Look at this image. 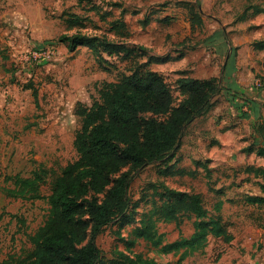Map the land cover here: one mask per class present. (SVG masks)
Returning a JSON list of instances; mask_svg holds the SVG:
<instances>
[{
  "label": "rangeland",
  "instance_id": "obj_1",
  "mask_svg": "<svg viewBox=\"0 0 264 264\" xmlns=\"http://www.w3.org/2000/svg\"><path fill=\"white\" fill-rule=\"evenodd\" d=\"M263 2L4 0L0 12H18L19 24L16 36L15 30L9 28L0 38V264L26 258L34 249L30 237L48 220L47 197L52 184L61 170L77 159L73 142L80 128V119L75 115L78 104L91 105V97L97 96L96 86L116 82L129 74L126 62L114 55L102 53L105 62H101L86 46L69 51L67 43L59 40L62 35H104L115 43L144 47L146 53L140 63L164 78L173 99V113L189 97L177 87L179 77L205 80L219 76L223 61H213L215 48L210 43L203 46V41L213 31L234 23L230 21L241 13L245 17L251 10H258L260 14ZM30 16L36 22H30ZM42 17L49 21L43 36L36 29ZM116 21L124 25L126 36L112 29ZM25 44L28 49L52 47L54 55L30 64L19 63L16 68L9 52L11 48L24 49ZM257 81L260 85L255 84ZM252 88L264 94V82L260 79L254 80ZM207 113L187 126L179 147L167 161L148 165L134 176L128 189L131 209L125 217L107 226L96 240L103 264H119L125 258L137 263H178L183 251L164 253L136 233L148 224L152 232L162 237L163 245L188 239L193 233L191 214L181 215L179 223L159 217V208L168 201L165 188L199 195L208 213L220 216L231 238L224 242L223 238L209 236L205 247L180 264H264V202L255 200L264 199V182L245 171L247 166L253 164L257 168L263 162L244 154L250 145L245 133L238 134L237 142L234 135L226 134L222 151L208 150L215 137H211L210 130H203V122L209 120L204 119ZM170 115L155 119L163 122ZM227 148L229 156L221 160L220 151L223 154ZM211 161L216 162L215 168ZM41 169L47 172L39 184L43 199H14L5 195L3 190L13 188V182L7 179L29 178L33 171ZM122 172H130V168L113 175L111 182ZM108 188L101 195L89 194L87 198L93 196L100 201ZM88 240L89 237L77 247L86 245Z\"/></svg>",
  "mask_w": 264,
  "mask_h": 264
},
{
  "label": "trees",
  "instance_id": "obj_2",
  "mask_svg": "<svg viewBox=\"0 0 264 264\" xmlns=\"http://www.w3.org/2000/svg\"><path fill=\"white\" fill-rule=\"evenodd\" d=\"M112 29L122 37L127 35L118 21L112 24ZM59 40L67 43L71 52L79 46L90 48L101 62H105L102 53L114 55L126 62L129 74L116 82L96 86L97 96L91 97L90 106L78 104L75 115L80 119V128L73 142L77 159L68 163L52 184L47 197L48 220L30 237L33 251L26 258L11 259L5 264H103L96 240L107 226L125 217L131 209L128 189L134 176L148 165L167 161L179 147L187 126L213 107L222 89L215 78L179 77L176 85L189 97L171 113L173 99L164 78L140 63L146 53L144 47L115 43L104 35L89 37L77 33L62 35ZM256 46L264 48V41ZM164 115L170 118L163 122L155 119ZM258 133L264 136V127ZM258 154L264 155V151L259 150ZM126 167L130 172H122L111 182V177ZM245 171L264 182V167L247 166ZM46 175L41 169L33 171L29 178H9L7 181L13 182V188L3 191L14 199H43L39 184ZM107 187L102 200L87 198L89 194H103ZM261 187L264 189V183ZM164 190L168 201L159 208V217L179 223L181 215L191 214L193 233L188 239L163 245L162 237L147 224L137 230V237L164 253L183 251L177 264L205 247L209 236L230 241L220 216L209 214L199 195ZM255 200L264 202L260 198ZM88 237L87 244L78 248L77 244ZM119 264L156 263H137L125 258Z\"/></svg>",
  "mask_w": 264,
  "mask_h": 264
},
{
  "label": "crops",
  "instance_id": "obj_3",
  "mask_svg": "<svg viewBox=\"0 0 264 264\" xmlns=\"http://www.w3.org/2000/svg\"><path fill=\"white\" fill-rule=\"evenodd\" d=\"M3 5L4 0H0V7ZM261 5V8H264V2ZM243 16L241 13L236 19L230 21L234 23L225 25L219 31H213L214 35H210L203 41V46L210 43L209 45L215 48L212 60L216 63L218 60L223 61L219 76L211 77L219 80L222 89L217 101L215 99L213 107L204 117L209 120L203 122L205 125L203 130H210L211 137H215L209 145L210 151L224 149L222 144L224 135L232 134L236 141L239 133H245L250 145L244 149V154L250 159H261L263 163L258 167H264V155L258 154L259 150L264 151V136L257 134L259 129L264 127V94L260 95L252 88L256 78L264 82V48L256 46L264 41V9L260 14L258 10L255 13L251 10L250 15ZM35 19L30 16V22H36ZM242 20L244 22H241ZM18 24V12L17 14L0 12V38L9 28L15 30L13 33L16 36ZM37 24V33L41 36L46 35L49 21L42 17ZM216 63H213L214 68L217 67ZM82 104L90 106L87 103ZM56 110L61 114L64 112L60 107ZM208 150H205V153ZM221 151V160L228 158L227 152L230 153V148H227L223 154ZM213 163L212 168H215L216 162ZM196 165L199 163L197 162ZM190 257L193 256L189 255L185 260Z\"/></svg>",
  "mask_w": 264,
  "mask_h": 264
},
{
  "label": "built area",
  "instance_id": "obj_4",
  "mask_svg": "<svg viewBox=\"0 0 264 264\" xmlns=\"http://www.w3.org/2000/svg\"><path fill=\"white\" fill-rule=\"evenodd\" d=\"M28 48L30 47L29 46L26 47V44L24 49L23 47H19L18 49L13 51V48H11L12 50H10L9 53L11 57L14 58L15 60L14 62H16V68H19L20 66L19 63L23 62L24 64H28V63L30 64L31 61L38 62L40 60L49 58L51 55H54V49L52 47L46 48L45 50H37L34 49L33 47L31 49ZM256 85H260V82L257 81Z\"/></svg>",
  "mask_w": 264,
  "mask_h": 264
}]
</instances>
